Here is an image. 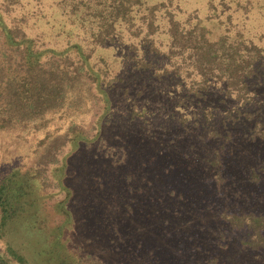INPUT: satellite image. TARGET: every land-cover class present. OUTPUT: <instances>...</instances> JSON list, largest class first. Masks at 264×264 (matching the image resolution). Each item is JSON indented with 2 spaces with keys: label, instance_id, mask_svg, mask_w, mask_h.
<instances>
[{
  "label": "rangeland",
  "instance_id": "rangeland-1",
  "mask_svg": "<svg viewBox=\"0 0 264 264\" xmlns=\"http://www.w3.org/2000/svg\"><path fill=\"white\" fill-rule=\"evenodd\" d=\"M58 1L19 0L3 13L5 22L24 17L46 48L81 42L90 72L60 108L0 128V178L16 172L27 202L0 226V255L10 264H264V223L239 218L264 217V56L251 93L218 82L198 102L186 98V72V85L172 89L135 65L151 49L144 31L122 25L116 42L91 49ZM170 9L190 26L200 20L212 38L241 33L264 52V0H173ZM71 127L88 141L69 158L65 194L33 175L44 141Z\"/></svg>",
  "mask_w": 264,
  "mask_h": 264
},
{
  "label": "trees",
  "instance_id": "trees-1",
  "mask_svg": "<svg viewBox=\"0 0 264 264\" xmlns=\"http://www.w3.org/2000/svg\"><path fill=\"white\" fill-rule=\"evenodd\" d=\"M172 1L59 0L58 4L62 12L71 19V23L78 20L84 30V39L92 46L89 47L91 49L97 45L116 42L120 36L118 28L122 25L127 26L128 31H132V28L138 32L144 31L143 43L151 49L143 51L135 65L138 64V67L144 70L149 68L151 74L155 73L159 83L172 86V89L175 84L181 87L186 85L185 75L180 78L181 72H186V76L191 79L190 87L184 88L188 99L199 102V98L206 95L208 88L218 82L225 85L227 92L237 95L251 93L254 76L260 67V58L264 56L263 49L241 33L212 38L209 28L200 23V20L190 26L177 17L175 11L170 9ZM17 2L19 0H0L1 129L17 122L34 120L47 111L60 108L68 93L84 81L83 78L90 72L87 62L90 53L82 51L81 42H73L63 50L55 51L39 43L38 36L32 38L27 34L22 23L24 17L5 22L3 13L9 15ZM130 34L138 35L134 31ZM72 48L75 52L70 51ZM72 53L75 54L74 57ZM146 53L151 55L149 59L146 58ZM175 58L176 60H173ZM168 61L171 62V70L167 68ZM116 79L117 76L109 80L110 84ZM102 90L105 95L108 94L106 89ZM70 129L74 133L73 136L68 134ZM70 129L62 136L44 141L42 153L36 160V173L33 175V178H39L40 185L50 184L52 188L65 194L66 190L70 189L65 180L75 173V166L69 158L82 142L88 141L83 132L75 127ZM68 140L71 147L64 150L63 146ZM93 153L96 158L99 156V153ZM66 167H70L72 171L65 173ZM48 168L52 169L53 173L57 168V176L51 177ZM15 173L13 171L0 178V226H4L27 203L22 198L26 195L25 189L20 185L21 182L17 183ZM25 183H28L27 179ZM69 191L71 192V189ZM36 201L37 198H34L35 203ZM65 203L66 199L59 200L60 209ZM66 216L70 217L67 212ZM239 218L247 225L250 221L264 223L263 216H255L252 213ZM258 229L261 234L260 228ZM60 235H54L48 248L43 250L48 252L52 246L57 245ZM7 249L13 258L24 261L15 249ZM58 261L60 264H72L63 258H58ZM0 264L10 263L0 255Z\"/></svg>",
  "mask_w": 264,
  "mask_h": 264
}]
</instances>
